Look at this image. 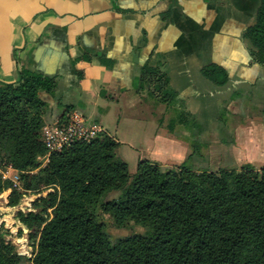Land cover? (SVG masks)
Listing matches in <instances>:
<instances>
[{"label":"trees","instance_id":"1","mask_svg":"<svg viewBox=\"0 0 264 264\" xmlns=\"http://www.w3.org/2000/svg\"><path fill=\"white\" fill-rule=\"evenodd\" d=\"M247 1L240 40L264 66V0ZM201 74L215 85L227 80L215 63ZM140 78L162 102L173 99L164 73L143 66ZM54 88L52 77L24 68L13 82L0 81V161L19 179L15 189L0 177V193L10 189L6 205L13 207L37 195L14 213L32 230L30 255L15 250L0 223V264H264V166L199 171L185 161L163 167L141 159L130 174L115 153L118 142L104 132L50 153L41 164L45 103L38 93ZM102 214L116 227L130 220L144 232L111 241Z\"/></svg>","mask_w":264,"mask_h":264},{"label":"crops","instance_id":"2","mask_svg":"<svg viewBox=\"0 0 264 264\" xmlns=\"http://www.w3.org/2000/svg\"><path fill=\"white\" fill-rule=\"evenodd\" d=\"M205 6L219 8L214 0H0V81L13 82L19 68L52 77L54 91L38 93L44 124L77 110L118 142L115 152L127 165L141 159L173 165L190 152L176 127L168 126L181 107L197 120V135H214L218 151L258 169L264 166V66L247 65L239 25L230 38L214 31L213 45L229 43L217 53L194 54L193 40L212 30ZM209 63L226 71L225 86L201 74ZM143 66L164 73L174 93L170 102L141 82ZM242 83L251 87L244 91L246 111L240 98L227 101L228 117L216 118L209 132L214 94ZM8 193H0L6 223L12 215Z\"/></svg>","mask_w":264,"mask_h":264},{"label":"rangeland","instance_id":"3","mask_svg":"<svg viewBox=\"0 0 264 264\" xmlns=\"http://www.w3.org/2000/svg\"><path fill=\"white\" fill-rule=\"evenodd\" d=\"M246 49V48H245ZM247 51V50H246ZM248 53V52H247ZM249 56V54H248ZM250 57V56H249ZM261 65L255 62L253 59L249 58L247 65ZM262 66V65H261ZM241 74V73H240ZM244 74H241L243 76ZM246 79H251V73L244 76ZM229 80V77L227 75V80L224 84H227ZM242 87H240L238 90H233L223 92V93H215V101L219 102V105L215 104V101L213 100V103H211L208 106L207 109V117L209 119V126L208 131L210 130H216L214 127V120L217 118L218 120H222V117L227 118V112L226 107L229 105L226 103L227 101L234 100L235 102L238 101V98H240L241 104L240 109L242 111H246L245 109L248 108V102L250 99H248L246 92H244L247 89H251L249 85L242 83L240 84ZM245 93V95H244ZM244 95L245 97H243ZM251 96V94L249 95ZM234 98V99H233ZM223 101V102H222ZM162 102V101H161ZM243 103V104H242ZM233 104V103H232ZM235 104V103H234ZM228 105V106H227ZM245 107V108H244ZM224 109V110H223ZM235 109H238V107L235 105ZM238 111V110H237ZM247 113L251 115V106L250 110L247 109ZM175 118L171 120L170 124H168L169 129L176 127V137L180 139L181 141H185V143L189 146L190 152L183 156L182 158H179L177 161L175 158L167 157V160L169 161H176L177 163L173 165H163L158 161H155L159 163L163 167H176L181 162L185 161L186 165L190 166L193 169L199 170V171H217L218 169H235L239 170L240 166L243 164H250L251 162H243L238 158L234 157H228L225 153L218 151V147L215 143V136L214 135H206L203 138L200 137L198 134L199 127L196 123L197 120L194 119L193 116L187 115V113L184 112L183 109L177 108L175 110V113L173 115ZM213 121V122H212ZM162 123V121H161ZM192 131V132H191ZM198 139L207 141L204 143H199ZM196 143L198 145L194 146L192 143ZM221 147V146H219ZM116 153V152H115ZM117 155V154H116ZM118 156V155H117ZM5 162V161H1ZM136 163H133L129 161L127 165L128 172L132 174L135 171ZM45 191L41 193L43 195ZM37 195L35 194H29L25 197H22L18 204H21L22 206H26L27 204H30V201L33 200ZM113 196V193H109L107 195V198H111ZM3 198H0V206L3 204L2 201ZM27 205V206H28ZM27 208V207H26ZM24 208V210H26ZM23 210V211H24ZM2 210L0 209V223L7 226L5 229L8 231V233L5 234V238L9 240L15 247V250L19 254H23L25 256L30 255V251L32 249V242L35 241V238L31 237L32 230L25 228L23 225H21L17 219L14 216V213L10 217L7 218L8 222L6 223L3 220L2 217ZM102 220L104 222L105 228L104 230L108 234V238L111 241H114L117 238L130 235L133 233H142L144 232V227L140 224L133 223L132 221H127L123 226L116 227L112 224L111 219L105 215L102 214ZM4 226V225H3ZM20 230V231H19Z\"/></svg>","mask_w":264,"mask_h":264},{"label":"built area","instance_id":"4","mask_svg":"<svg viewBox=\"0 0 264 264\" xmlns=\"http://www.w3.org/2000/svg\"><path fill=\"white\" fill-rule=\"evenodd\" d=\"M103 132L101 125L94 121H86L79 111L73 109L66 114L63 120L47 123L41 127V137L45 151L37 159L43 164L50 153L59 151L74 141H88ZM0 177L8 179L11 182V188H19L17 172L9 164L1 161ZM27 205L18 204L14 207L11 206L9 209L12 213H15L17 210H24ZM3 225L7 227L5 224Z\"/></svg>","mask_w":264,"mask_h":264},{"label":"bare ground","instance_id":"5","mask_svg":"<svg viewBox=\"0 0 264 264\" xmlns=\"http://www.w3.org/2000/svg\"><path fill=\"white\" fill-rule=\"evenodd\" d=\"M244 4L245 3L238 1V3L236 5H234L233 10H232L234 12L236 11L235 16H239V15L241 16L240 20L237 19L236 22H230V23L225 21L223 25L221 24L222 26H220V24H219V29L214 28V29H212L213 31L210 30L207 33H204L201 38L197 39V41L193 40L192 49H193V52L195 55H196V53L199 54V52H200V54L198 56H199V58H202V57H205L206 55L211 54V53L215 54L220 50V48L222 46L225 47L227 44H229L227 42L223 43V44H221L219 42L216 45H213L214 44L213 38L217 35V33H214V31H216V30L220 31L218 33L219 37L223 36V37H229L230 38L229 35H233V32L236 29V27L242 21H244L247 17V15L243 14L244 12L242 10L244 7ZM247 4H248V1L245 5H247Z\"/></svg>","mask_w":264,"mask_h":264},{"label":"flooded vegetation","instance_id":"6","mask_svg":"<svg viewBox=\"0 0 264 264\" xmlns=\"http://www.w3.org/2000/svg\"><path fill=\"white\" fill-rule=\"evenodd\" d=\"M216 2L217 5L219 6H224L225 4L231 3L232 7L228 10V9H223V10H215L212 9L210 7H206V12H207V16L209 18V26L211 29H219V24L220 26H222L224 24V22H236L237 19H241V16H235L236 11H232L234 5H236L238 3V1L240 2H245L246 0H214ZM245 5V4H244ZM244 14V13H243ZM240 22V21H239ZM222 24V25H221Z\"/></svg>","mask_w":264,"mask_h":264},{"label":"water","instance_id":"7","mask_svg":"<svg viewBox=\"0 0 264 264\" xmlns=\"http://www.w3.org/2000/svg\"><path fill=\"white\" fill-rule=\"evenodd\" d=\"M244 27V24L243 23H240L239 24V37H240V33H241V30L242 28ZM241 41V40H240ZM242 43V42H241Z\"/></svg>","mask_w":264,"mask_h":264}]
</instances>
